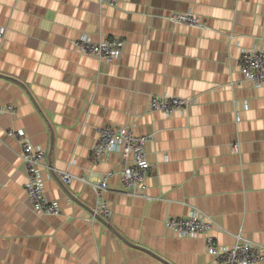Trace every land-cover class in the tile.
Listing matches in <instances>:
<instances>
[{
	"label": "crops",
	"instance_id": "0c3cea01",
	"mask_svg": "<svg viewBox=\"0 0 264 264\" xmlns=\"http://www.w3.org/2000/svg\"><path fill=\"white\" fill-rule=\"evenodd\" d=\"M175 11L200 25L172 22ZM0 27V107L17 108L0 110V264H215L203 236L164 223L191 209L212 217L217 243L264 246V84L237 66L264 40V0H0ZM83 35L118 36L123 51L82 54ZM151 95L190 104L165 115L148 108ZM126 125L152 136L142 192L121 186L119 152L91 158L101 126ZM10 128L45 150V194L60 215L32 211ZM109 171L107 225L92 210Z\"/></svg>",
	"mask_w": 264,
	"mask_h": 264
},
{
	"label": "built area",
	"instance_id": "2783aa9c",
	"mask_svg": "<svg viewBox=\"0 0 264 264\" xmlns=\"http://www.w3.org/2000/svg\"><path fill=\"white\" fill-rule=\"evenodd\" d=\"M96 1L110 6L116 4V0ZM169 19L174 23L190 26L200 25L198 16L192 12L175 11L170 14ZM4 33L5 29L0 27V37ZM73 47L82 54L110 61L121 55L124 40L118 36H109L94 41L83 35L74 40ZM237 66L245 80L255 85L264 84V40H260L254 47L243 50L238 58ZM189 104L190 100L168 95H151L148 100L150 110H158L165 115L185 110ZM0 110L15 113L17 108L7 105L0 107ZM97 133L96 144L91 153L92 160L97 161L108 152H119L122 156V163L121 169L116 173L121 186L132 193L142 192L150 174V163L144 146L152 136H137L128 125L117 128L101 126ZM7 134L15 138L20 146V157L26 175L24 189L32 211L37 214L60 215L61 211L57 202L49 200L45 194L42 177V170L46 167L45 150L33 145L24 130L10 128L7 130ZM233 149L237 150V144L233 145ZM114 174L115 172L109 171L103 180L93 185L96 206L92 210V215L106 223L111 220L112 209L103 198V192L107 189V178ZM60 175L64 182H69L70 175L68 173L62 172ZM164 223L180 236H203L207 253L215 264H259L264 258V246L241 235L235 236V242L230 246L217 243L211 234L215 226L214 220L197 209H191L186 216H168Z\"/></svg>",
	"mask_w": 264,
	"mask_h": 264
},
{
	"label": "water",
	"instance_id": "95a60500",
	"mask_svg": "<svg viewBox=\"0 0 264 264\" xmlns=\"http://www.w3.org/2000/svg\"><path fill=\"white\" fill-rule=\"evenodd\" d=\"M60 183H61V182H60ZM61 184H62V183H61ZM62 186H64V188H65V185L62 184ZM102 221H103V220H102ZM103 222H104V221H103ZM104 223L107 224V225H109V223H106V222H104Z\"/></svg>",
	"mask_w": 264,
	"mask_h": 264
}]
</instances>
